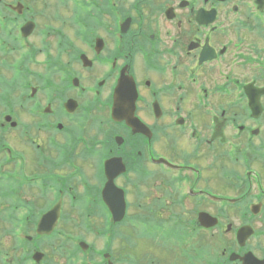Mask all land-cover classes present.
Listing matches in <instances>:
<instances>
[{
	"label": "flooded vegetation",
	"instance_id": "1",
	"mask_svg": "<svg viewBox=\"0 0 264 264\" xmlns=\"http://www.w3.org/2000/svg\"><path fill=\"white\" fill-rule=\"evenodd\" d=\"M255 90L264 0H0V264H264Z\"/></svg>",
	"mask_w": 264,
	"mask_h": 264
},
{
	"label": "rangeland",
	"instance_id": "2",
	"mask_svg": "<svg viewBox=\"0 0 264 264\" xmlns=\"http://www.w3.org/2000/svg\"><path fill=\"white\" fill-rule=\"evenodd\" d=\"M54 5H55V3H54ZM44 61V56L43 55H41V54H39L38 55V57H37V59H36V62L39 64L38 66H31V64H30V66H29V68L30 69H32V68H34V69H37V70H40V69H43L44 67H43V65H42V62ZM32 67V68H31ZM7 72H9V71H7ZM35 73H39V72H35ZM8 78H10V76H8V75H6ZM247 76H248V72H245V77H244V79H245V81H247L248 79H247ZM205 163V162H204ZM204 165V164H203ZM157 198V196H155V197H153V199L155 200ZM184 209H187V208H184V207H180V211L181 212H183V210ZM154 216V215H153ZM155 218L156 219H154V221L153 222H155V223H164L163 222V220L162 219H160L159 217H158V215H155ZM233 222L234 223H238V220H233ZM178 224H180V225H182L183 226V224H186L187 222H184V221H178L177 222ZM131 224H134V226H132ZM142 222L141 221H132V223H129V224H127V225H125V227L124 228H121V229H123V230H125V232L126 233H131L132 234V239L135 241V242H137L138 243V245H142V244H145V245H148V246H150L152 243L151 242H146V241H144V239L145 238H147L146 237V235H145V237H140V235H139V231H138V229L140 230L141 228H142ZM222 233V230H217V233L216 234H214L212 237H210V236H208V238H203L201 241H199V243H198V245H202V244H209V243H212V239L214 238V241H215V239H216V242H214V243H217V239H218V241H220L221 242V240H220V234ZM137 238L139 239V240H137ZM197 240H198V238H197ZM156 242H159V240H155V243ZM222 243V242H221ZM103 244V241H100V242H98V245L101 247V245ZM154 244V243H153ZM153 244H152V246H151V248H153ZM155 245V244H154ZM203 246V245H202ZM144 249V248H143ZM154 249V251H156L155 250V248H153ZM144 250H146V248L144 249Z\"/></svg>",
	"mask_w": 264,
	"mask_h": 264
},
{
	"label": "water",
	"instance_id": "3",
	"mask_svg": "<svg viewBox=\"0 0 264 264\" xmlns=\"http://www.w3.org/2000/svg\"><path fill=\"white\" fill-rule=\"evenodd\" d=\"M255 92H256L257 98L264 94V90H261V91L255 90ZM247 93L251 97V92L249 90H247ZM251 101L255 102V100H253L252 98H251ZM105 195L108 198V200L113 201L109 204L111 205L114 211L115 221L117 223L123 221L124 216H125V203H124L123 192L115 191V189H113L111 184H108L105 190ZM200 221L203 225H208L205 220L201 219Z\"/></svg>",
	"mask_w": 264,
	"mask_h": 264
}]
</instances>
